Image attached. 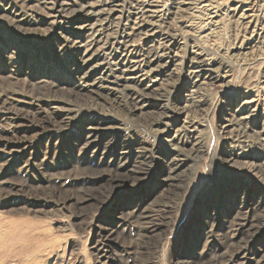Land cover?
<instances>
[{
	"label": "rangeland",
	"instance_id": "obj_1",
	"mask_svg": "<svg viewBox=\"0 0 264 264\" xmlns=\"http://www.w3.org/2000/svg\"><path fill=\"white\" fill-rule=\"evenodd\" d=\"M26 2L34 10H46L38 0ZM222 5L218 9L225 13L226 3ZM256 9L264 12V0H259ZM205 13L208 16L207 10L203 11V16ZM193 22L196 27L190 30L188 40L178 34L179 41L184 39L179 59L188 55L189 45L198 46L231 64V81H219L199 88L192 100L189 91L192 85L186 71L180 68L169 70L171 75L163 76L159 86V92L166 95L165 100L158 102L152 99L148 112L142 114L138 109L131 110L132 101L126 98L131 104L125 103L124 96L116 99L104 94L92 100L77 95L69 83L78 78L74 64L66 59L63 51L62 54L59 52L58 39L53 35L51 25L46 24L44 29L34 31L38 46H32L29 41L24 43L27 35L4 21L5 29L0 30V93H20L34 103L39 102L42 109L48 108L43 97L58 94L69 99L80 113L77 123L94 116L99 121L109 119L127 125L123 137L133 149L130 165H139L143 160L140 166L150 171L148 178L150 174L152 176L148 184L143 182L148 175L144 173L130 176L129 181L114 186L115 183L107 178L116 172H110L112 167L108 165L90 163L94 160L91 159L92 152L81 149L82 145L77 146L80 133L76 128L64 136H42L38 149L41 159H45L49 167L31 174L20 173L17 165L11 164L9 153L15 146L11 144L13 140L15 142L25 133L14 135L3 130L0 123V264H150L154 261L157 264H204L209 257L208 252L202 250L205 239L214 238L217 245L232 251L225 239L233 221L249 207H252L250 215L262 219L264 155L260 141L252 132L260 129L262 119H251L247 124L248 132L233 131L234 139L223 138L218 131L224 118H229L231 112L236 113L240 98L235 102L230 100L235 93L263 80L264 39L260 38L257 45L240 54L233 45L232 27L225 25L223 30L203 38L199 30L207 27L205 18L196 17ZM50 79L65 83L56 89ZM254 88L247 92L251 97L256 93L252 92ZM258 95L263 107L264 89ZM186 104L189 106L184 108ZM31 107L36 109L37 106ZM185 110H190L195 119L204 122L207 132L203 142L206 148L203 152L191 151L194 160L189 159V166L186 165L189 184L184 192H179L175 184L164 181L162 173L157 171L159 162L155 157L159 158L170 145L162 146L152 132V128L157 126H153L151 120L168 112L171 118L166 123L175 127L186 115L183 113ZM40 131L38 126L34 132L39 134ZM153 144L155 149L151 151L149 148ZM140 146L148 149L145 160L137 156ZM122 147L120 144L117 149L122 150ZM232 151L239 155L229 162ZM28 157L15 159V163L19 161L22 165ZM169 162L174 164L176 160ZM65 179L67 182L62 184ZM45 199H53L54 202L44 205ZM137 205L147 206L153 211L155 224L163 223L147 233L146 229L129 223L128 228L122 231V226H118V216L126 215L128 209L133 210ZM214 212L219 218L213 217ZM107 230L114 231L111 236L117 242L111 246L106 240ZM171 231L174 232L170 234ZM192 235L199 240L197 252L187 250ZM261 236L264 238V230ZM161 240L165 242L163 247ZM120 245L133 251L128 254ZM99 248L101 252H98Z\"/></svg>",
	"mask_w": 264,
	"mask_h": 264
},
{
	"label": "bare ground",
	"instance_id": "obj_2",
	"mask_svg": "<svg viewBox=\"0 0 264 264\" xmlns=\"http://www.w3.org/2000/svg\"><path fill=\"white\" fill-rule=\"evenodd\" d=\"M26 1L28 0H0V30L5 29L6 21L14 30L27 35L24 43L29 41L30 45L36 46L34 31L44 29L46 24L51 25L53 35L58 39L59 52L62 54L63 51L66 59L74 64L79 79L76 78L69 83L77 95L92 100L104 94L112 95L116 99H122L124 96L125 103L131 104L126 98L132 101L130 109H138L142 114L148 112L147 108L152 105V99L158 102L165 100L166 95L159 92V86L163 76L171 75L169 70L180 68L186 71L192 85L189 90L192 100L199 88L219 81L225 83L231 81L233 69L231 64L224 59H217L198 46L197 48L189 45L188 55L179 59V49L183 47L184 39L179 41L178 34L181 33L188 40V35L196 27L194 18L201 20L205 18L207 27L201 26L202 31L199 30L203 38H209L223 30L225 25L232 27L230 30L232 29L235 36L233 45L239 49L240 54H245L249 48L257 45L260 38L264 39V12L256 9L259 0H38V3H43L46 8L44 12L37 10L38 8L32 9V5ZM223 3H226L225 13L218 9ZM205 10L208 11V16L206 13L203 16ZM172 66L174 67L171 68ZM262 78V81L248 86L249 89L246 88L245 91L235 93L230 99L235 102L240 98V103L236 113L231 112L229 118H224L218 132L223 138L232 139L233 131L248 132L249 121L259 117L262 119L261 127L252 132L260 141L264 155V106H261L257 97L264 89V70ZM63 83L65 82L51 80L56 89L62 88L60 85ZM253 88L255 91L252 92L256 93L251 97L247 92ZM27 98L20 93H0V123L3 130L14 135L17 132L25 133L15 142L13 140L11 144L15 146L9 153L11 164L17 165L20 173L31 174L47 168L48 163L41 159V152L38 149L42 136L50 135L51 138L58 134L64 136L72 128H76L80 133L77 137V146L82 145L81 149L92 152L91 159L94 160L90 163L108 165L109 168L112 167L110 172L112 170L116 172L107 178L109 182L115 183L114 186L129 181L130 176L144 173L148 175L143 182L149 183L152 174L148 178L150 171L140 166L141 162L144 163L143 160L139 165L132 164V167L130 165L133 149L123 137L126 135L127 125L114 123L109 119L99 121L94 116L77 123L76 119L80 113L69 99L58 94L43 97V102L48 106L46 109H42L39 102L34 103ZM187 104L184 108L189 106ZM34 105L37 106L36 109L31 107ZM190 110L183 112L186 115L180 125L175 127L166 123L167 119L171 118L168 112L161 113L151 120V124L157 126L152 128V132L162 146L170 145L159 158L155 157L159 162L157 171L162 173L164 181L175 184L179 192H184L189 184L186 167L189 166V159L194 160L190 155L191 151L203 152L206 148L203 142L207 132L205 124L195 119ZM76 112L77 114H74ZM165 125V128H161ZM38 126L41 128L39 134L34 132ZM120 144L123 146L122 150L117 149ZM160 147L161 145L157 148ZM149 149L153 151L155 145ZM146 150H148L146 147L140 146L137 156L145 160L148 157ZM27 155L29 157L22 165H19V161L15 163V159L19 160ZM230 155L229 162L239 153L232 151ZM171 159L176 162L170 164ZM63 182L66 183L67 179L61 183L64 184ZM44 202V205H48L54 200L45 199ZM38 203L41 201L36 202ZM251 209L252 207H249L248 210H244L227 230L225 243H229L232 251L217 245L214 238L205 239L202 250L208 252L209 257L204 264H264V238L261 236L264 230V215L262 219H258L254 217L255 215H250ZM215 212L213 217L219 218ZM118 218V226H122V231L128 228L129 223L131 226L146 229L147 233L154 231L157 225L163 223L162 221L155 224L152 221L153 211L147 206L140 205L133 210L128 209L126 215L122 213ZM107 232L109 234L106 240L108 246H111L114 242L111 236L114 231ZM161 237L163 239L164 234ZM198 243L197 237L192 235L190 248L187 250L197 252ZM164 244L165 242L161 240L160 245L163 247ZM120 247L128 254L133 251L130 247L123 245ZM229 251L230 255L227 258L226 254ZM98 252H101L100 248ZM150 264L157 263L154 261Z\"/></svg>",
	"mask_w": 264,
	"mask_h": 264
}]
</instances>
